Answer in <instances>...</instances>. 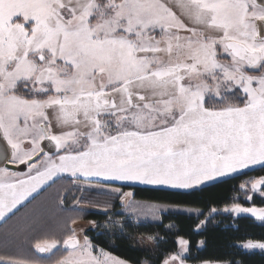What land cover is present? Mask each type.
I'll use <instances>...</instances> for the list:
<instances>
[{
  "label": "snow or ice",
  "instance_id": "obj_1",
  "mask_svg": "<svg viewBox=\"0 0 264 264\" xmlns=\"http://www.w3.org/2000/svg\"><path fill=\"white\" fill-rule=\"evenodd\" d=\"M0 144L5 240L51 227L43 198L65 179L143 214L155 209L127 200L122 187L191 195L264 172V0H0ZM239 189L252 206L223 208L233 229L244 216L264 222L253 199L264 204V175ZM55 209L77 210L62 197ZM103 214L91 230L123 236L130 219ZM145 239L154 246L140 250L156 255L133 261L68 227L62 240L34 243L44 259L0 264H49L59 248L66 254L51 264H187L189 240L159 251L166 241ZM233 246L264 251V236Z\"/></svg>",
  "mask_w": 264,
  "mask_h": 264
},
{
  "label": "trees",
  "instance_id": "obj_2",
  "mask_svg": "<svg viewBox=\"0 0 264 264\" xmlns=\"http://www.w3.org/2000/svg\"><path fill=\"white\" fill-rule=\"evenodd\" d=\"M264 175V172L250 170L239 175L223 179L222 182H214L212 186L203 191H196L188 195L178 191L166 189L147 188L142 186H124L122 192H133L137 200L151 201L165 206L182 207L200 214L190 212L162 213L160 221L156 223L135 222L126 213L122 217H116L123 207L118 197L100 195L94 191H81L70 180L61 181L53 190L46 193L43 204L51 210L52 225L44 231L30 234L24 239H2L0 247L13 249H33L34 243L44 239H50L51 235L59 229V219L63 221V238L71 220L93 221L99 225L106 222L109 217L103 213L108 211L111 218L130 219L125 228V234L120 237L99 235L104 231L98 227L96 231L88 230L86 235L93 239L105 250L120 258L135 260L151 259L156 253L141 251V246L136 242L147 236H156L166 241L161 243L159 251L177 250L178 237H183L190 242V258L187 263L202 264L205 261L224 262L229 260H240L242 264H264V252H247L233 245L242 244L247 235L248 238L260 239L264 236V222L255 221L250 216L238 218L236 223L239 230L232 227L233 220L229 214L223 213V208L230 206L233 202H239L243 206H252L250 202L243 199L244 193L239 185L252 177ZM57 197L64 198L65 207L77 208L76 211L57 212L55 201ZM256 206L261 204L260 198L254 195ZM211 208L217 209V214H211ZM202 222L205 223L202 225ZM3 231V230H0ZM132 237V239H128ZM62 238V239H63ZM200 241H204L200 245ZM154 246V243H153ZM152 246V247H153ZM148 248V247H144ZM66 252L58 250L51 257V261L62 258Z\"/></svg>",
  "mask_w": 264,
  "mask_h": 264
},
{
  "label": "rangeland",
  "instance_id": "obj_3",
  "mask_svg": "<svg viewBox=\"0 0 264 264\" xmlns=\"http://www.w3.org/2000/svg\"><path fill=\"white\" fill-rule=\"evenodd\" d=\"M239 174H241V173L234 174L233 176H236ZM80 190L82 192L85 191V190H82L81 188H80ZM131 193H132V196L126 197L127 200H133V201H136L140 204L151 206V208L155 209V211H149L146 209L143 214L128 213L125 209H122V211H125V213L129 217H131L135 222H138V223H156V222L160 221L162 213L165 214V213H177V212H190V213L200 214L198 211H191V210H188V209L182 208V207H171V206H165V205H162V204L156 203V202L137 200L134 198V193L133 192H131ZM121 203L122 202H120V204ZM213 214H217V212L213 213ZM94 223H95V225L98 226V224L96 222H94ZM94 223H91V222L90 223H83L82 225L77 226V228H78L77 232L80 233L79 235L81 236V238L84 236V231L87 228H88L87 231L91 230L93 228ZM204 224L205 223H203L202 225H204ZM87 231H86V233H87ZM86 233H85V235H86ZM141 240H143V244L139 245V246L148 247V248L153 246V243H154L153 241H148L146 239H141ZM244 251L251 252V253L252 252H264L262 250H251V251L244 250ZM187 264H190V263H187ZM213 264H215V263H213Z\"/></svg>",
  "mask_w": 264,
  "mask_h": 264
},
{
  "label": "crops",
  "instance_id": "obj_4",
  "mask_svg": "<svg viewBox=\"0 0 264 264\" xmlns=\"http://www.w3.org/2000/svg\"><path fill=\"white\" fill-rule=\"evenodd\" d=\"M246 171H250V170H244V172H246ZM227 178H223V179H227ZM130 186H142V187H147V188L170 190V189L163 188V187L139 185V184L130 185ZM171 191H177V190H171ZM121 205H122V203H121ZM122 207H123V205H122ZM123 209H124V207H123ZM90 222L94 223L93 221H77L75 224H72L71 227H73V228H75L77 230L78 229L77 228L78 225H82L83 223H90ZM87 229L84 231V235H85ZM79 234L80 233H78V235ZM52 238L61 239L62 240V238H63V221H62V219H59V229L56 230L51 235L50 239H52ZM2 239H3V237L0 236V243H2L1 242ZM58 250H62L63 251L62 248H59ZM58 250H54V252H56ZM0 256L11 257V258H19V259H44L45 257L48 256V254L37 253L34 247H33V249L20 248V249H13V250H11L10 248H6V247L5 248L4 247H0Z\"/></svg>",
  "mask_w": 264,
  "mask_h": 264
},
{
  "label": "bare ground",
  "instance_id": "obj_5",
  "mask_svg": "<svg viewBox=\"0 0 264 264\" xmlns=\"http://www.w3.org/2000/svg\"><path fill=\"white\" fill-rule=\"evenodd\" d=\"M0 151H2V147H1V144H0Z\"/></svg>",
  "mask_w": 264,
  "mask_h": 264
},
{
  "label": "water",
  "instance_id": "obj_6",
  "mask_svg": "<svg viewBox=\"0 0 264 264\" xmlns=\"http://www.w3.org/2000/svg\"><path fill=\"white\" fill-rule=\"evenodd\" d=\"M1 147H2V150H3V147H4L3 144H1ZM249 216H250V215H249Z\"/></svg>",
  "mask_w": 264,
  "mask_h": 264
}]
</instances>
